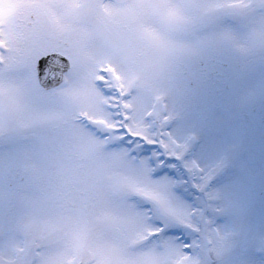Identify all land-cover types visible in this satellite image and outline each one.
Returning a JSON list of instances; mask_svg holds the SVG:
<instances>
[{
	"label": "snow or ice",
	"instance_id": "1",
	"mask_svg": "<svg viewBox=\"0 0 264 264\" xmlns=\"http://www.w3.org/2000/svg\"><path fill=\"white\" fill-rule=\"evenodd\" d=\"M0 264H264V0H0Z\"/></svg>",
	"mask_w": 264,
	"mask_h": 264
}]
</instances>
